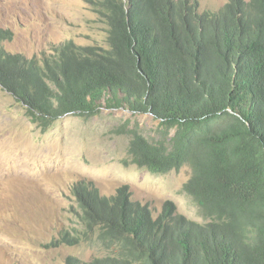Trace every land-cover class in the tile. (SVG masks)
<instances>
[{
    "label": "trees",
    "instance_id": "obj_1",
    "mask_svg": "<svg viewBox=\"0 0 264 264\" xmlns=\"http://www.w3.org/2000/svg\"><path fill=\"white\" fill-rule=\"evenodd\" d=\"M93 4L107 48L69 41L28 59L0 43V88L43 131L102 109L152 116L158 137L131 131L129 163L152 174L189 167L182 191L203 222L170 201L155 216L127 186L106 197L80 181L81 221L118 256L66 264H264V0L215 11L198 0Z\"/></svg>",
    "mask_w": 264,
    "mask_h": 264
},
{
    "label": "rangeland",
    "instance_id": "obj_2",
    "mask_svg": "<svg viewBox=\"0 0 264 264\" xmlns=\"http://www.w3.org/2000/svg\"><path fill=\"white\" fill-rule=\"evenodd\" d=\"M94 1L0 0L1 46L28 59L69 41L107 48V26ZM198 2L201 11H215L226 0ZM131 131L155 140L158 122L102 109L92 116L65 115L43 131L0 88V264H66L68 258L90 263L118 256L116 246L81 221L72 193L80 181L94 183L106 197L127 186L131 199L155 216L170 201L189 221L203 222L182 191L189 167L152 174L131 165ZM65 232L76 239L72 246L61 241Z\"/></svg>",
    "mask_w": 264,
    "mask_h": 264
}]
</instances>
